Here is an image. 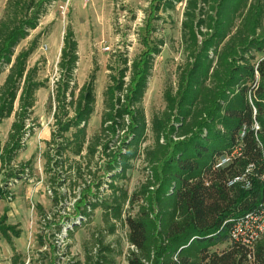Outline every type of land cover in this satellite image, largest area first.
I'll use <instances>...</instances> for the list:
<instances>
[{"label":"trees","instance_id":"obj_1","mask_svg":"<svg viewBox=\"0 0 264 264\" xmlns=\"http://www.w3.org/2000/svg\"><path fill=\"white\" fill-rule=\"evenodd\" d=\"M58 1L8 0L0 19V76L7 73L0 86V125L14 115L8 140L0 148L2 171L26 151V138L34 133L37 94L47 88L39 65L29 63L39 38L18 54L16 49ZM181 3L182 63L176 86L164 91L165 109L150 127L143 101L155 57L166 45L150 40L155 29L133 61L121 53L108 65L101 125L91 139L87 126L95 113L98 71L78 88V41L70 26L64 35L45 174L54 206L67 200L61 193L64 187L70 192L72 183L83 181L85 188L75 196L76 216L89 220L94 211L103 213L104 230L86 244L85 264L115 263L116 254L122 253L105 240L116 234L118 224L128 229L127 264H264V238L252 252L230 240L233 222L264 204V57L255 62L257 54L264 53V9L249 0H159L155 11ZM148 133L152 144L144 147ZM222 157L232 162L217 170ZM138 161L147 175L130 195L118 184ZM28 166L8 172L6 178L19 179ZM243 175L248 188L229 186ZM106 191L110 195L102 197ZM8 195L0 185V202ZM7 222L8 211L0 215V235L11 244L10 236L20 238L21 231ZM229 242L228 249L217 251ZM11 262L23 264L17 256Z\"/></svg>","mask_w":264,"mask_h":264},{"label":"rangeland","instance_id":"obj_2","mask_svg":"<svg viewBox=\"0 0 264 264\" xmlns=\"http://www.w3.org/2000/svg\"><path fill=\"white\" fill-rule=\"evenodd\" d=\"M8 0H0V19ZM159 0H59L50 7L49 14L41 21L39 28L16 49L18 54L28 49L39 38L38 50L32 56L30 67L39 65L40 80L46 82L47 88L37 94V103L32 117L34 133L26 138V151L16 159L14 166L1 170L0 185L8 191V198L0 202V215L8 211L10 226H17L20 238L11 237L9 241L0 235V264H7L14 256L23 264H69L79 261L85 264V247L91 243L93 235L104 230L103 213L94 211L89 220L76 216L74 205L76 197L85 188L83 181L70 192L64 187L61 193L68 195L63 204L54 206L49 176L45 174L44 154L46 142L51 139V131L56 123L53 114L56 108L55 89L59 79L58 63L63 47V38L67 28L74 29L79 45V64L76 71V83L81 88L91 76L96 74L97 103L95 113L87 126V137L91 139L100 129L103 113V92L108 82V65L116 61L121 53H126L133 61L144 51L142 42L149 38L160 43L165 42L160 56L155 57L152 77L144 97L143 108L148 127L153 117L165 109L164 91L169 86H176L177 69L182 63L181 57V23L185 3L177 4L173 9L165 8L159 12L155 6ZM264 9V0H249ZM159 17L158 20H155ZM264 28V19H263ZM241 21L236 22V27ZM264 53L257 54L255 62L263 59ZM7 73L0 76V86ZM15 108H18V103ZM14 115L0 125V148L3 149L10 132ZM152 144L151 134H147L144 147ZM30 166L19 179L8 181V172L22 170ZM147 172L141 161L133 164L127 179L119 182L131 195L146 179ZM98 174V177H102ZM109 181V178H103ZM8 181V182H7ZM88 185L91 183L87 178ZM7 182V184H5ZM69 185V183L67 184ZM106 189V187L104 188ZM74 191V192H73ZM110 195L106 191L103 196ZM42 207L43 212L38 213ZM137 209L133 214L137 213ZM126 217V215L124 216ZM78 225L75 229L74 226ZM61 229L60 233L58 232ZM72 232L71 236H68ZM127 227L118 224L114 236L107 237L106 245L115 248L114 264H127V255L131 247L127 242ZM43 240V245L40 244ZM231 242L217 248L218 252L228 249ZM56 250H53V249ZM30 261V263H29Z\"/></svg>","mask_w":264,"mask_h":264},{"label":"built area","instance_id":"obj_3","mask_svg":"<svg viewBox=\"0 0 264 264\" xmlns=\"http://www.w3.org/2000/svg\"><path fill=\"white\" fill-rule=\"evenodd\" d=\"M89 2L90 0H85ZM232 162L230 157H222L218 160L215 168L221 170L228 167ZM253 167L250 166L246 174H250ZM238 184H245L249 187L246 175L233 179L230 183V187H234ZM264 238V204L260 208L252 213L245 215L244 217L233 222V227L230 232V240L236 243L240 247L245 248L249 252L254 250L255 245ZM30 263V261H29Z\"/></svg>","mask_w":264,"mask_h":264},{"label":"crops","instance_id":"obj_4","mask_svg":"<svg viewBox=\"0 0 264 264\" xmlns=\"http://www.w3.org/2000/svg\"><path fill=\"white\" fill-rule=\"evenodd\" d=\"M32 59V58H31ZM30 62H31V60H30ZM29 62V63H30ZM4 75V74H3ZM6 79V78H5ZM5 81V80H4ZM7 264H12V262H11V259L9 260V262L7 263Z\"/></svg>","mask_w":264,"mask_h":264}]
</instances>
